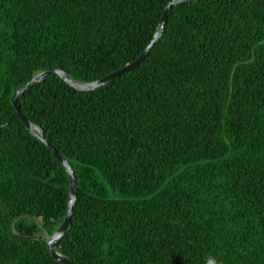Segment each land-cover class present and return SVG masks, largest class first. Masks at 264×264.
<instances>
[{"label":"trees","instance_id":"obj_1","mask_svg":"<svg viewBox=\"0 0 264 264\" xmlns=\"http://www.w3.org/2000/svg\"><path fill=\"white\" fill-rule=\"evenodd\" d=\"M172 1L0 0V264H66L47 142L73 264H264V0Z\"/></svg>","mask_w":264,"mask_h":264},{"label":"water","instance_id":"obj_2","mask_svg":"<svg viewBox=\"0 0 264 264\" xmlns=\"http://www.w3.org/2000/svg\"><path fill=\"white\" fill-rule=\"evenodd\" d=\"M180 1H184V0H173L166 8V13L168 12V10L171 8V6L173 4H176ZM166 16V14H165ZM165 16L163 17V21L165 20ZM161 32H158L156 35V38L160 35ZM149 48L146 50V52L140 56V58L138 60H136L135 62L127 65L126 67L118 70L117 72H114L108 76H106L105 78L101 79V80H97V81H93V82H89V83H81L78 82L76 80H74L73 78H71L64 70L61 69H55V70H49V71H45V72H41L38 75H36L33 80L31 82H29L28 84H26L25 86H23L18 92H16V94L13 96V103L16 106L17 110H18V115L24 120V122L26 123V125L28 126V128H30L35 134H37V132L35 131V129L40 130V128H38L35 124L32 123V121L30 119H28L24 112L20 109L18 103H17V99L18 97L21 95L22 92H24L28 87H30L31 85H34L36 82L40 81L41 79H43L45 76L49 75L52 72H56L58 73L63 79H65L67 82H69L70 84H72L74 87L82 89V90H92L104 83H106L107 81H109L110 79H112L113 77H115L118 74H121L122 72H124L125 70H128L134 66H136L137 64H139L141 62V60L144 58L145 54L148 52ZM41 137V135H40ZM41 139H43L41 137ZM47 142V141H46ZM47 145L53 150V152L56 154V156H58V158L64 163V165L66 166L69 174H70V179H71V191H70V201H69V205H68V214L66 216L65 222L62 225V227L59 229V231L49 240L48 245L52 250V254L55 258H57L59 261L64 262L66 264H73L68 258L64 257L63 255H61L59 252H57L55 250V244L56 242L65 234V232L67 231L68 227L72 224V220H71V215H72V211L74 208V205L76 203L77 197H78V184L73 172V169L70 165V163L68 162V160H66L50 143L47 142Z\"/></svg>","mask_w":264,"mask_h":264}]
</instances>
